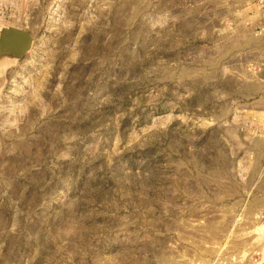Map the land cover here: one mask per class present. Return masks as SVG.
<instances>
[{"label":"rangeland","instance_id":"374dc122","mask_svg":"<svg viewBox=\"0 0 264 264\" xmlns=\"http://www.w3.org/2000/svg\"><path fill=\"white\" fill-rule=\"evenodd\" d=\"M249 1L0 0V264H264Z\"/></svg>","mask_w":264,"mask_h":264},{"label":"water","instance_id":"95a60500","mask_svg":"<svg viewBox=\"0 0 264 264\" xmlns=\"http://www.w3.org/2000/svg\"><path fill=\"white\" fill-rule=\"evenodd\" d=\"M34 37L27 30L4 27L0 30V66H9L30 52Z\"/></svg>","mask_w":264,"mask_h":264},{"label":"crops","instance_id":"0c3cea01","mask_svg":"<svg viewBox=\"0 0 264 264\" xmlns=\"http://www.w3.org/2000/svg\"><path fill=\"white\" fill-rule=\"evenodd\" d=\"M249 4L252 10L254 9L256 12L258 11L260 14L263 13L264 15V0H250ZM260 9H262L261 12Z\"/></svg>","mask_w":264,"mask_h":264}]
</instances>
